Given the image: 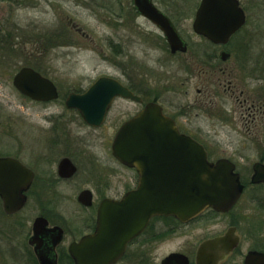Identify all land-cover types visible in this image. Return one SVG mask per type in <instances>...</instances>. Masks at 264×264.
Instances as JSON below:
<instances>
[{
    "label": "rangeland",
    "instance_id": "rangeland-1",
    "mask_svg": "<svg viewBox=\"0 0 264 264\" xmlns=\"http://www.w3.org/2000/svg\"><path fill=\"white\" fill-rule=\"evenodd\" d=\"M199 1L195 0L194 8ZM240 1L248 7L249 13L241 35L229 45L235 55L227 62L217 60L207 65L211 72L203 75L198 68L204 63L202 49L200 58L195 46L193 52H189L193 57L192 68L183 57L173 59L166 55L163 48L155 46L154 28L135 19L130 0H0V155L16 154L19 138H23L25 161L31 150L45 148L47 119L64 109L68 93L81 90L101 75H109L125 82L130 79L132 83L133 79L146 86L147 96L161 99L167 114L178 120L185 133L199 140L210 161H231L247 182L251 165L264 156V109L256 123L246 124L249 121L239 103L242 100L239 90L243 84L245 89H254L257 85L255 81L248 84L246 80L242 84L245 68H258L257 75L263 77L258 83L264 88V0H252L255 8L250 7V0ZM172 2L174 6H185L184 9L189 3V6L194 4V0ZM194 11L187 8L179 13L184 17L178 22L179 27L190 43L198 41L191 28ZM146 32H152L153 36L145 35ZM242 53L249 56L248 61H243ZM22 67L32 68L53 81L59 98L37 103L21 95L13 87L12 78ZM220 68H226L236 80L233 93L225 91L223 79L229 75L220 76ZM261 91L264 93V89ZM139 109V105L131 101L115 100L112 111L117 120L113 127L109 125L108 133ZM67 117L74 119L70 131L76 135L79 118L72 112ZM79 132L93 135H87L88 151L99 154L101 131L81 129ZM119 174L123 183L131 176L132 188L136 173L120 169ZM76 192L74 187L65 191V198L54 205L57 213L73 212ZM252 193L248 192V196ZM253 194L256 196L253 198H263L264 187L255 188ZM221 219V223H217V220L211 221L210 215L203 216L171 236L170 232L159 235L151 230L141 236L140 244L144 245L145 238L149 240L151 264H158L172 252H184L188 244L192 245L205 233L223 230L228 219ZM163 226L174 225L163 222ZM140 244L131 245V253L118 264H139L133 252Z\"/></svg>",
    "mask_w": 264,
    "mask_h": 264
},
{
    "label": "flooded vegetation",
    "instance_id": "flooded-vegetation-1",
    "mask_svg": "<svg viewBox=\"0 0 264 264\" xmlns=\"http://www.w3.org/2000/svg\"><path fill=\"white\" fill-rule=\"evenodd\" d=\"M130 1L135 19L141 20L144 24L154 28V39H156L155 46L163 48L162 50L166 55L169 54L173 59L183 57L184 60L187 61L189 68H192L194 66L191 65L193 57L189 52H191L192 47L195 46V50L198 52V58H200L199 50L202 49L201 61L204 63L201 67L198 66V68L199 72L203 75H207L208 72H211L208 66L215 61L227 62L228 59H231V57L235 55L233 52L234 50L229 49V45L235 37H238L248 22V7L240 0H237L239 8L244 12L245 23L228 39L227 43L223 45L215 44L195 33L194 35L198 38V41L190 43L186 37H184L179 27L178 22L184 19L179 13L180 11H186L187 8L190 11L195 9L192 19L193 23L201 0L195 8L194 0V4L192 3L189 6V3L186 9H184L185 6L182 7V5L174 6L172 0H150L152 6L170 20L186 47L184 52H171L164 33L149 19L138 12L134 0ZM249 2L250 7L255 8L256 3L252 0ZM164 3H167V5L163 6ZM144 34L150 37L153 36L152 32H146ZM239 38V42L242 44V37ZM242 47H244V44L240 46V51H242ZM223 52H225V54H222ZM223 55H225L226 59H222ZM240 56L243 57L242 59L244 62L249 60V56L245 53H242ZM208 69L210 70L208 71ZM257 70L258 68L254 70L245 68L246 72H244L245 75L243 80H241L242 84L245 80L248 84L251 81H255L257 84L254 89H245L243 84V88L239 90V96L242 97L239 103L245 112L244 117H247L246 120L249 121H246V124L256 123L258 121V115L261 114L264 109V93L261 91L264 88L258 83L263 77L262 75H257ZM218 72L222 77L229 75L226 79H223L225 82V91L228 90V92L233 93V90L237 87V83L236 80L233 79L230 71L226 68H220ZM38 73L41 74L40 72ZM41 75L46 77L43 74ZM99 78L113 79L129 92H132L135 96L140 98V102H133L139 105L140 109L136 111L132 117L141 111L146 104L155 103L161 107L162 113L174 122L179 133L201 144L196 137L185 133L180 128V124L175 117L167 114L165 106L162 104L160 98L153 97L150 99L147 96V94H149V89L143 86L139 81L132 79L131 83L130 79L128 82H125L116 77L101 75L86 87L81 90L72 91L68 93V95L85 93ZM51 82L55 85L53 81ZM259 86H261V88H259ZM117 99L131 101L130 99L121 97L114 98L106 109L103 120L98 126L87 124L77 110L66 108L64 100V109L47 119L49 126L45 131L48 136L45 142V148L40 150L37 149L36 151L31 150L29 158L25 161L23 138H19V148L16 154L8 156L0 155V158L16 160L26 168L29 173V176H23V174H21L22 184L25 180H28V182L21 191L24 203L17 211L7 213L3 208V203L0 198V264H74L69 254V247L72 243L79 242L84 236L90 235L95 231L99 205L104 200L119 201L125 194L137 186V174L132 188L130 185L131 176L124 182L126 184L120 182L119 170L126 169L131 172L133 169L123 165L111 151L112 142L118 130L126 121L131 119V115H129L125 120L117 124L111 134L108 133L107 130L109 125L113 127L117 120L115 113L112 111L113 104ZM69 112L75 113L80 121V125L76 128L78 130L76 131V135L70 131V126L74 123V119L67 117ZM81 129L101 131V133L98 134L101 139L99 154H93L88 151V146L90 147L88 143L90 140L87 135L90 137H93V135L89 133L81 135L82 133L79 132ZM32 141H34V139ZM205 152L207 153L206 150ZM255 164H260L264 167V156H260L259 160L251 165V175L247 182H244L241 178L234 164L235 172L239 175L241 194L235 204L227 212H216L212 208H207L186 222H181L171 216L152 217L144 232L127 244L123 256L115 264L124 260L126 256L131 253V245L136 243L140 244L141 241L139 239L141 236L150 233L151 230V233L159 235L164 232H170L171 236L178 232V230L198 222L206 215L211 216L212 222L217 220V223H221V218L228 219L226 227L214 234L205 233V236L195 241L192 245L188 244L184 252L177 251L170 254L176 253L185 256L187 264H245V260L250 253H257L259 257L256 264H264V197L261 199L253 198V196L256 197L255 194H253L255 188L264 187V181H252L255 175L253 170ZM69 187H74L78 191L74 197L75 208L73 212L62 215L56 212L57 207L54 205L56 202L58 203L59 200L65 198V191ZM120 188H122V192H120ZM248 192H253V195L249 194L248 196ZM81 195L84 197L82 202L79 201ZM237 210L239 212L238 214H236ZM37 219L44 220L45 224L42 228H40L38 224L35 230L34 225ZM163 222H171L174 226H169V228L164 227ZM145 240L144 245H136L137 247L134 248V259L136 260L135 262L139 264H151L149 255L150 243H148L149 240L146 238ZM203 244L205 245L201 247ZM163 259H161L158 264H161Z\"/></svg>",
    "mask_w": 264,
    "mask_h": 264
},
{
    "label": "water",
    "instance_id": "water-1",
    "mask_svg": "<svg viewBox=\"0 0 264 264\" xmlns=\"http://www.w3.org/2000/svg\"><path fill=\"white\" fill-rule=\"evenodd\" d=\"M138 12L163 33L171 52L186 47L170 20L154 8L150 0H134ZM245 23L237 0H201L192 23L195 34L215 44H225ZM222 54H225L223 52ZM222 59H226L225 55ZM13 87L35 102L58 98L55 85L37 71L23 67L12 78ZM140 102V98L110 78L97 79L83 94H70L68 109L78 111L89 125L98 126L114 98ZM112 154L138 175L135 189L119 201L104 200L98 207L95 231L69 247L74 264H115L127 243L139 236L154 216H172L186 222L207 208L227 212L241 194L239 175L227 159L207 160L201 144L178 132L174 122L163 115L161 107L148 103L118 130ZM253 182L264 181V167L253 166ZM21 174L26 168L16 160L0 158V198L7 213L24 203ZM83 195L79 197L82 202ZM42 228L44 220L34 225ZM203 244L201 247H203ZM259 255L250 253L245 264H256ZM161 264H187L181 254H170Z\"/></svg>",
    "mask_w": 264,
    "mask_h": 264
}]
</instances>
